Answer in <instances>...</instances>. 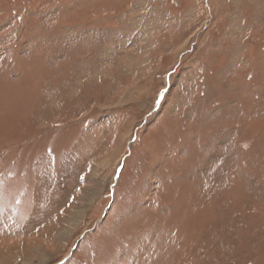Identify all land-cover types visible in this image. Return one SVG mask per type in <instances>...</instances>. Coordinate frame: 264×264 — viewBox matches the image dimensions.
<instances>
[{
    "label": "rangeland",
    "instance_id": "obj_1",
    "mask_svg": "<svg viewBox=\"0 0 264 264\" xmlns=\"http://www.w3.org/2000/svg\"><path fill=\"white\" fill-rule=\"evenodd\" d=\"M0 264H264V0H0Z\"/></svg>",
    "mask_w": 264,
    "mask_h": 264
}]
</instances>
